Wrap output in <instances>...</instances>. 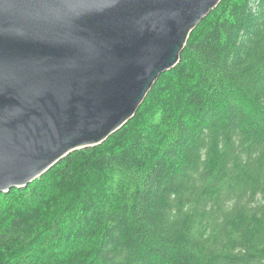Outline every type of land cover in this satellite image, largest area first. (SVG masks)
Wrapping results in <instances>:
<instances>
[{"label": "trees", "instance_id": "1", "mask_svg": "<svg viewBox=\"0 0 264 264\" xmlns=\"http://www.w3.org/2000/svg\"><path fill=\"white\" fill-rule=\"evenodd\" d=\"M0 264H264V0H222L128 123L1 193Z\"/></svg>", "mask_w": 264, "mask_h": 264}, {"label": "water", "instance_id": "2", "mask_svg": "<svg viewBox=\"0 0 264 264\" xmlns=\"http://www.w3.org/2000/svg\"><path fill=\"white\" fill-rule=\"evenodd\" d=\"M222 0H0V194L130 121Z\"/></svg>", "mask_w": 264, "mask_h": 264}, {"label": "bare ground", "instance_id": "3", "mask_svg": "<svg viewBox=\"0 0 264 264\" xmlns=\"http://www.w3.org/2000/svg\"><path fill=\"white\" fill-rule=\"evenodd\" d=\"M193 32V31H192Z\"/></svg>", "mask_w": 264, "mask_h": 264}]
</instances>
